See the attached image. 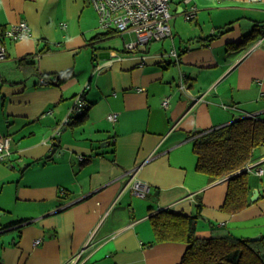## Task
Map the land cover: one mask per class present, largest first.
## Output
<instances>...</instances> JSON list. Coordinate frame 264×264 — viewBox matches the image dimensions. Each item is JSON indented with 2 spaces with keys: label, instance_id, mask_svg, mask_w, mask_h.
<instances>
[{
  "label": "crops",
  "instance_id": "0c3cea01",
  "mask_svg": "<svg viewBox=\"0 0 264 264\" xmlns=\"http://www.w3.org/2000/svg\"><path fill=\"white\" fill-rule=\"evenodd\" d=\"M170 13L171 37L129 52L135 36L103 31L90 0H0L2 33L29 26L27 38L1 40L0 138L11 137L1 264H180L188 245L156 241L151 217L197 211L195 238L259 236L249 242L264 264V172L245 170L264 171V147L217 179L197 170L193 149L211 129L264 121V0H172ZM79 94L85 111L65 123ZM139 165L144 198L131 191ZM244 172L249 204L227 212L228 181Z\"/></svg>",
  "mask_w": 264,
  "mask_h": 264
},
{
  "label": "trees",
  "instance_id": "16d2710c",
  "mask_svg": "<svg viewBox=\"0 0 264 264\" xmlns=\"http://www.w3.org/2000/svg\"><path fill=\"white\" fill-rule=\"evenodd\" d=\"M3 31L0 28V35ZM68 77L69 74L60 75L56 81L61 83ZM259 147H264V121L253 117L241 118L226 126L211 129L197 136L193 142L197 170L214 179L230 174L256 159L254 152ZM249 191L247 173L231 178L228 181L224 210L238 212L248 206ZM199 217L198 211L195 216L172 212H160L152 216L156 241L186 243L188 247L180 264H262V259L254 251L256 243L233 241L229 236L219 237L215 234L208 239L195 238Z\"/></svg>",
  "mask_w": 264,
  "mask_h": 264
},
{
  "label": "built area",
  "instance_id": "2783aa9c",
  "mask_svg": "<svg viewBox=\"0 0 264 264\" xmlns=\"http://www.w3.org/2000/svg\"><path fill=\"white\" fill-rule=\"evenodd\" d=\"M189 4L192 0H182ZM172 0H90L98 17L99 25L103 31H114L119 34H133L135 41L125 45L129 52L136 51L138 48L145 47L153 41H159L171 37L169 22L171 19L170 3ZM197 13V8L190 5L184 13L185 20L193 21ZM29 36V26L26 22L10 26L0 35V62L7 59L6 50L1 42L3 38L11 41H18ZM171 55L178 59L175 51ZM41 84H47L45 78H40ZM167 100L163 103L166 104ZM85 102L82 94L75 100L70 115L66 118L68 123L71 117H77L85 110ZM107 120L115 123L117 114H108ZM11 156V137L6 135L0 138V161L6 160ZM12 167V166H11ZM140 165L129 172L132 181V193L140 198H144L149 192V188L141 181L134 180V176ZM245 170L253 171L257 176H262L263 169L258 163L247 165ZM41 239H36L33 245H38ZM1 264V263H0Z\"/></svg>",
  "mask_w": 264,
  "mask_h": 264
},
{
  "label": "water",
  "instance_id": "95a60500",
  "mask_svg": "<svg viewBox=\"0 0 264 264\" xmlns=\"http://www.w3.org/2000/svg\"><path fill=\"white\" fill-rule=\"evenodd\" d=\"M142 48L145 49V47H142ZM55 152H56V147L52 149V152H51V153L53 154V153H55ZM257 196H258V194H257V192L255 191V192L253 193V196H252V198H251V201H254V200L257 198ZM258 237H259V236H256V237H253V238H250L249 241L257 240Z\"/></svg>",
  "mask_w": 264,
  "mask_h": 264
},
{
  "label": "rangeland",
  "instance_id": "374dc122",
  "mask_svg": "<svg viewBox=\"0 0 264 264\" xmlns=\"http://www.w3.org/2000/svg\"><path fill=\"white\" fill-rule=\"evenodd\" d=\"M264 166V165H263Z\"/></svg>",
  "mask_w": 264,
  "mask_h": 264
}]
</instances>
